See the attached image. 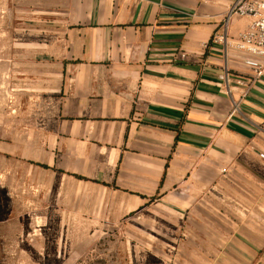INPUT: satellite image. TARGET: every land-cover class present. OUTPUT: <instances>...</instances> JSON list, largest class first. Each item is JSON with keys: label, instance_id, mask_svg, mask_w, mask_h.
Wrapping results in <instances>:
<instances>
[{"label": "crops", "instance_id": "crops-1", "mask_svg": "<svg viewBox=\"0 0 264 264\" xmlns=\"http://www.w3.org/2000/svg\"><path fill=\"white\" fill-rule=\"evenodd\" d=\"M22 1L0 185L26 183L36 211L186 218L180 264H264V73L247 90V55L213 41L231 0Z\"/></svg>", "mask_w": 264, "mask_h": 264}, {"label": "rangeland", "instance_id": "rangeland-1", "mask_svg": "<svg viewBox=\"0 0 264 264\" xmlns=\"http://www.w3.org/2000/svg\"><path fill=\"white\" fill-rule=\"evenodd\" d=\"M26 5L22 0H0V41L9 48L8 54H0V61L8 68L29 11ZM29 24L32 21H26ZM11 74L8 70L4 75L3 88L0 82V114L4 108L12 119ZM13 165L12 161L6 164L5 177L15 175ZM1 184L0 264H180L174 255L187 253L188 247H178L188 239L186 218L177 232L172 229V216L152 210L127 216L100 214L88 200L80 203V214L73 212L76 202L71 200L68 214H61L57 201L47 212L36 211L30 207L26 183Z\"/></svg>", "mask_w": 264, "mask_h": 264}, {"label": "built area", "instance_id": "built-area-1", "mask_svg": "<svg viewBox=\"0 0 264 264\" xmlns=\"http://www.w3.org/2000/svg\"><path fill=\"white\" fill-rule=\"evenodd\" d=\"M234 17L249 19L247 27L235 41L230 40L228 36V26ZM213 41L224 44L226 51L233 47L247 55L244 61L255 73L249 81L240 80V84L248 90L254 79L264 73V0H231L224 31L214 35ZM221 78L227 80V73L222 74ZM261 157L264 159V153Z\"/></svg>", "mask_w": 264, "mask_h": 264}]
</instances>
